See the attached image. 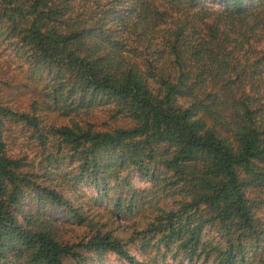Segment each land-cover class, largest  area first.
Returning <instances> with one entry per match:
<instances>
[{
	"label": "trees",
	"instance_id": "16d2710c",
	"mask_svg": "<svg viewBox=\"0 0 264 264\" xmlns=\"http://www.w3.org/2000/svg\"><path fill=\"white\" fill-rule=\"evenodd\" d=\"M1 42L40 88L28 111L0 101V264H264V0H0ZM101 106L128 124L36 113ZM10 121L40 149L34 170L6 153ZM26 196L88 232L63 240Z\"/></svg>",
	"mask_w": 264,
	"mask_h": 264
},
{
	"label": "rangeland",
	"instance_id": "374dc122",
	"mask_svg": "<svg viewBox=\"0 0 264 264\" xmlns=\"http://www.w3.org/2000/svg\"><path fill=\"white\" fill-rule=\"evenodd\" d=\"M208 4L210 1H206ZM36 78L31 76L27 72V67L17 56L14 49L7 43H0V101L16 111H28L30 102L33 99L38 98L35 87L37 90L40 88V83H36ZM38 105V104H37ZM41 105V106H40ZM40 108L42 104L38 105ZM37 115L41 118V124H66L68 119L72 118L79 124L90 123L94 129H110L115 126H125L128 124L127 120L121 117L113 116L110 109L107 107H95L86 115H69L63 116L56 110L44 111L41 109L36 110ZM6 153L11 157H22L24 161L28 163V169L34 170L36 168L37 160L40 158V149L36 145V142L30 138V130L21 122H7L6 123ZM132 184L134 186L143 187L148 185V181L136 173H132L130 176ZM84 192V197L77 200L89 214H93L100 211L97 206H90L91 202L87 198L90 194L94 193L93 189L87 185H81ZM80 192V191H79ZM29 196H26L23 201V209L30 212H39L45 217H49L53 220L55 232L63 240L69 242L77 241L83 237L88 229L71 224L60 212V210L52 205L47 207L42 204L30 200ZM89 203V204H88ZM147 214V213H146ZM144 214V215H146ZM139 217V216H137ZM137 220L141 224V218L136 216L130 219H116L112 220L111 225L114 226V233L120 237H127L130 235L133 222ZM129 252L138 260L144 259L136 249L135 244L128 245ZM85 264H127L123 259L116 256L113 253L106 252L100 257L88 256ZM157 264H173L170 259L165 261H158Z\"/></svg>",
	"mask_w": 264,
	"mask_h": 264
}]
</instances>
